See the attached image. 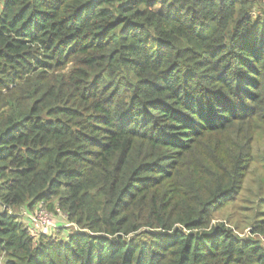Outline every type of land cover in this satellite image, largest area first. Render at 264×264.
I'll return each instance as SVG.
<instances>
[{
	"label": "trees",
	"instance_id": "1",
	"mask_svg": "<svg viewBox=\"0 0 264 264\" xmlns=\"http://www.w3.org/2000/svg\"><path fill=\"white\" fill-rule=\"evenodd\" d=\"M0 264H264V0H0Z\"/></svg>",
	"mask_w": 264,
	"mask_h": 264
},
{
	"label": "built area",
	"instance_id": "2",
	"mask_svg": "<svg viewBox=\"0 0 264 264\" xmlns=\"http://www.w3.org/2000/svg\"><path fill=\"white\" fill-rule=\"evenodd\" d=\"M21 215L24 216V218H26L28 223L32 225L30 231L33 236L49 235L51 231H55L57 228H59V226L57 225L58 223L55 221L54 224L52 225L51 218L54 219V217L49 211H47V209L45 208L44 205H42V203L37 205V207H34V209L31 212H26L25 210L21 211ZM44 219H48V220L45 222ZM35 223L40 224L41 228H38L35 225ZM67 226L69 225H66L65 227Z\"/></svg>",
	"mask_w": 264,
	"mask_h": 264
},
{
	"label": "rangeland",
	"instance_id": "3",
	"mask_svg": "<svg viewBox=\"0 0 264 264\" xmlns=\"http://www.w3.org/2000/svg\"><path fill=\"white\" fill-rule=\"evenodd\" d=\"M259 170H260V168H259ZM253 177L251 178V180H250V182H252L253 181ZM252 184V183H251ZM253 187H254V185H253ZM228 209L227 210H224V211H222V212H219V213H217V214H215V218H214V223L216 222V221H220V219L221 218H223L224 216H225V214L226 213H228ZM236 212H237V216H239L238 218L239 219H241V214H242V211H240L239 210V208H236ZM35 213V212H34ZM244 213V212H243ZM62 216L63 215H58V216H55L54 217V219H52L51 218V220H52V225L54 224V221L55 222H57V220L59 221V220H61V218H62ZM23 218H24V216H23ZM48 219H44V221L46 222ZM59 222H61V221H59ZM49 223V222H48ZM35 225L38 227V228H41V225L40 224H38V223H35ZM44 225H46V224H44ZM58 225V224H57ZM50 231V230H49ZM52 233H54V231H51ZM246 232H247V230H246ZM68 234H71V232H69Z\"/></svg>",
	"mask_w": 264,
	"mask_h": 264
},
{
	"label": "crops",
	"instance_id": "4",
	"mask_svg": "<svg viewBox=\"0 0 264 264\" xmlns=\"http://www.w3.org/2000/svg\"><path fill=\"white\" fill-rule=\"evenodd\" d=\"M57 221H58V220H57ZM59 221H61V222H59ZM59 221H58L57 223H60V224H64V223H65L64 220H62V219L59 220ZM60 224H59V225H60Z\"/></svg>",
	"mask_w": 264,
	"mask_h": 264
}]
</instances>
